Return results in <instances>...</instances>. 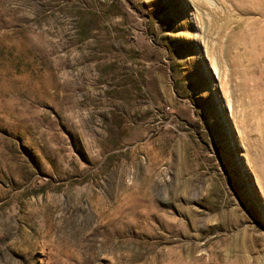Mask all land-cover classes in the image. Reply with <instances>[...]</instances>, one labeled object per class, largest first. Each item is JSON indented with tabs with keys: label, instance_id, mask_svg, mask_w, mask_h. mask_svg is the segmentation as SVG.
Instances as JSON below:
<instances>
[{
	"label": "rangeland",
	"instance_id": "374dc122",
	"mask_svg": "<svg viewBox=\"0 0 264 264\" xmlns=\"http://www.w3.org/2000/svg\"><path fill=\"white\" fill-rule=\"evenodd\" d=\"M0 264H264V0H0Z\"/></svg>",
	"mask_w": 264,
	"mask_h": 264
}]
</instances>
